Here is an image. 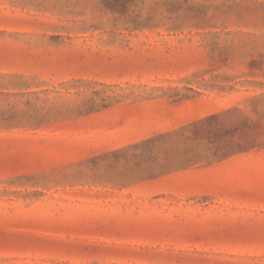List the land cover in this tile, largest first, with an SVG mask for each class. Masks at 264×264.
Here are the masks:
<instances>
[{
  "label": "rangeland",
  "instance_id": "374dc122",
  "mask_svg": "<svg viewBox=\"0 0 264 264\" xmlns=\"http://www.w3.org/2000/svg\"><path fill=\"white\" fill-rule=\"evenodd\" d=\"M0 264H264V0H0Z\"/></svg>",
  "mask_w": 264,
  "mask_h": 264
},
{
  "label": "trees",
  "instance_id": "16d2710c",
  "mask_svg": "<svg viewBox=\"0 0 264 264\" xmlns=\"http://www.w3.org/2000/svg\"><path fill=\"white\" fill-rule=\"evenodd\" d=\"M241 137H242V142L236 144L237 150L243 151V150H248L253 146H257V144L255 145L254 143L255 140H253L250 137V134L242 132Z\"/></svg>",
  "mask_w": 264,
  "mask_h": 264
}]
</instances>
